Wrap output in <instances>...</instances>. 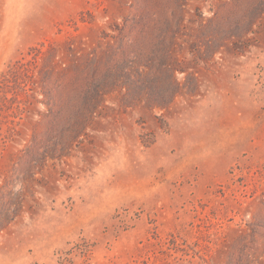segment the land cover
Returning <instances> with one entry per match:
<instances>
[{
  "label": "rangeland",
  "instance_id": "374dc122",
  "mask_svg": "<svg viewBox=\"0 0 264 264\" xmlns=\"http://www.w3.org/2000/svg\"><path fill=\"white\" fill-rule=\"evenodd\" d=\"M0 264H264V0H0Z\"/></svg>",
  "mask_w": 264,
  "mask_h": 264
}]
</instances>
